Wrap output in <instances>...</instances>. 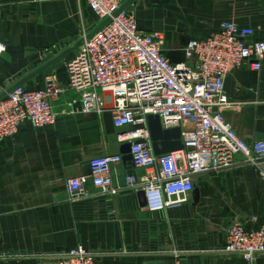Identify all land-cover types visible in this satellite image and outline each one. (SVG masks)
Masks as SVG:
<instances>
[{"label": "crops", "instance_id": "crops-1", "mask_svg": "<svg viewBox=\"0 0 264 264\" xmlns=\"http://www.w3.org/2000/svg\"><path fill=\"white\" fill-rule=\"evenodd\" d=\"M139 28L159 32L161 53L171 62L184 59L189 39L212 35L223 22L254 30L264 40V0H135ZM86 0H0V92L42 63L49 54L84 38L99 25ZM79 48V47H78ZM52 66L65 82L64 63ZM260 69L247 64L227 74L225 119L247 145L264 139V59ZM44 75L27 80L43 87ZM96 111L94 93L68 90L52 102L53 125L35 128L25 121L0 140V264H50L82 246L96 254L95 264H264V253L246 260L222 252L234 223L257 228L264 212V181L237 155L227 168L193 176V189L177 207L151 212L138 204L139 190L123 188L124 178L140 175L130 160L111 166L116 194H102L90 181L89 160L121 155L107 92ZM95 93V94H96ZM87 177V195L71 198L66 183ZM196 190V196L193 194ZM132 213L133 215H129Z\"/></svg>", "mask_w": 264, "mask_h": 264}, {"label": "built area", "instance_id": "built-area-1", "mask_svg": "<svg viewBox=\"0 0 264 264\" xmlns=\"http://www.w3.org/2000/svg\"><path fill=\"white\" fill-rule=\"evenodd\" d=\"M125 1L86 0L99 22L110 18L109 22L84 39L64 63V83L50 73L43 77L42 88L21 85L0 100V140L12 137L25 121L35 128L53 125L52 102L68 90H91L96 111H103L104 100L96 93L101 91L109 95L113 126L126 129L116 135L117 141L130 143L131 162L142 170L140 175L126 176L123 188L141 190L148 211L177 207L192 191L194 175L230 167L237 155L264 181V139L245 144L223 113L229 103L224 93L225 76L246 64L259 70L264 40H254L252 28L223 22L212 35L187 40L184 59L171 63L161 53L162 34L139 28L131 4L113 15ZM5 47L0 41V58ZM148 115L157 116L162 129H180V150L153 153ZM121 161V155L91 158L92 186L102 194H116L121 188L112 185L111 166ZM86 181L84 175L69 178V196L87 195ZM222 252L248 261L264 253V212L257 228L232 224ZM95 257V253L76 246L50 264H95Z\"/></svg>", "mask_w": 264, "mask_h": 264}, {"label": "water", "instance_id": "water-1", "mask_svg": "<svg viewBox=\"0 0 264 264\" xmlns=\"http://www.w3.org/2000/svg\"><path fill=\"white\" fill-rule=\"evenodd\" d=\"M134 1L135 0H126L124 3L121 4L119 9L113 15L120 13L123 9H125L127 6L132 4ZM109 20L110 18L104 19L84 38H80L76 40L70 46L59 50L54 55L49 54L48 56L44 57L42 59V63L39 66L27 72L24 76H21L17 80H14L12 84H10L8 87L2 90L0 92V100L4 98L7 93L23 85L27 80L36 77L38 74H42L44 76L49 75L51 73L52 66L55 62L60 60L69 52L78 48L83 43L84 39H88L89 37H91L95 32H97L102 27H104L109 22ZM147 127L150 133V140H151L153 153L155 155L165 154L168 152L180 150L182 148L179 128L162 129L158 117L152 115L147 116ZM119 130L124 131L125 128H121ZM124 147L126 148V152L124 153L122 161L125 160L131 161V155L129 154L130 143L125 144ZM193 194L196 196V190H194ZM137 197H138L139 206L143 209H146L144 193L141 190H139V192L137 193ZM130 214L133 215L132 213H129V215Z\"/></svg>", "mask_w": 264, "mask_h": 264}]
</instances>
